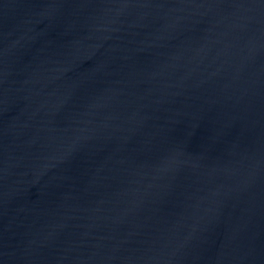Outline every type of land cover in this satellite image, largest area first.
<instances>
[{"label":"water","instance_id":"95a60500","mask_svg":"<svg viewBox=\"0 0 264 264\" xmlns=\"http://www.w3.org/2000/svg\"><path fill=\"white\" fill-rule=\"evenodd\" d=\"M0 264H264V0H0Z\"/></svg>","mask_w":264,"mask_h":264}]
</instances>
